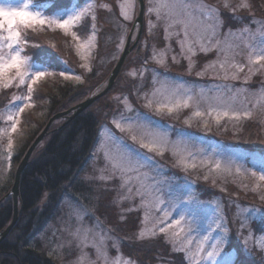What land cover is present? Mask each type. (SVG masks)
Masks as SVG:
<instances>
[{"label":"rangeland","instance_id":"rangeland-1","mask_svg":"<svg viewBox=\"0 0 264 264\" xmlns=\"http://www.w3.org/2000/svg\"><path fill=\"white\" fill-rule=\"evenodd\" d=\"M258 1L248 0L251 7L242 9L241 0H166L168 7L157 14L161 0H146L145 34L151 43L144 28L136 26L135 46L107 92L110 99L106 93L85 110L95 114L99 133L83 169L103 186L119 181V188L107 210L97 194L92 208L65 196L61 215L39 237L54 259L61 264H142L138 250L122 246L127 235L120 224L129 227L137 219V242L163 236L159 241L176 263L184 258V264H222L230 252L227 264H249L260 253L255 264H264V182L257 179L264 174V61L250 62L264 48V0ZM20 3L0 0L6 6ZM209 6L218 10L219 25L215 13L208 15ZM39 8L45 17L59 19L83 11L71 29L79 40L47 26L23 31L28 43L22 55L48 75L31 93L27 83L0 88V192L14 181L18 154L46 126L50 95L57 99L69 87H81L84 100L99 93L139 15L138 0H39ZM7 51L0 49V54ZM85 63L88 68L82 67ZM89 85L98 91L89 92ZM189 96L188 107L157 110L159 104ZM223 111L241 118L217 122ZM245 112L250 118L243 117ZM255 128L260 135L251 134ZM154 140L156 151L143 147ZM125 240L130 247L132 238ZM214 249L219 255L209 257Z\"/></svg>","mask_w":264,"mask_h":264},{"label":"trees","instance_id":"trees-1","mask_svg":"<svg viewBox=\"0 0 264 264\" xmlns=\"http://www.w3.org/2000/svg\"><path fill=\"white\" fill-rule=\"evenodd\" d=\"M261 1L258 2L263 3ZM145 26H143L144 37H148L151 43V39L145 34ZM88 84H90V80ZM80 88H66L58 95L57 99L52 98L49 94L53 101L50 107V117L85 101L80 98L82 94ZM92 88L90 85L86 87L90 90L89 92L95 91L93 94L98 91L96 89H99L97 87ZM110 93L104 97L109 96L108 99H110ZM98 124L99 122L91 110L81 113V115L71 119L70 122H67V118L60 119L54 122L50 135L33 152L21 177L18 223L11 230V233L1 241L0 264H61L50 253L46 252L45 248H42L39 237L43 227L54 223L61 215L65 196L69 195L79 199V201L82 200L85 205L92 208L91 205L93 204L91 203L94 200L92 195L97 194L99 196L98 203L101 202L100 205L105 210L108 209V201H112V193L119 188V181L116 180L103 186L97 177L95 179L92 176L88 178L87 170L83 169L86 166V161L92 156L91 151L99 133ZM44 127L42 126L39 132L34 133L35 135L29 139L27 146L18 154L16 161H21L30 144L39 136ZM250 128L251 126H249ZM251 132L252 135L253 132L260 135V128H255ZM253 138L255 137L253 136ZM12 184L7 190L1 189L0 192V231L11 224L14 215V200L11 195L8 196ZM113 220H116L115 217ZM134 222V225L129 227H124L123 223L120 224L122 228L126 229V233L123 235L127 236L122 238V246L125 250L131 252L138 250V254L135 256L138 260L142 259V264H149L150 262L153 264H184V258L179 263L171 259L170 248L163 241H159L164 238L163 236L160 239H151L155 244H152V241L137 242L138 220L135 219ZM126 238H132L130 247L128 244L126 245ZM260 255L261 253L254 260L249 261V264H255ZM176 256L180 257V255Z\"/></svg>","mask_w":264,"mask_h":264},{"label":"snow or ice","instance_id":"snow-or-ice-1","mask_svg":"<svg viewBox=\"0 0 264 264\" xmlns=\"http://www.w3.org/2000/svg\"><path fill=\"white\" fill-rule=\"evenodd\" d=\"M166 7H168L166 0H161L155 11L157 14H159L160 8ZM225 7H228V5L226 4ZM238 7L242 9H249L251 5L248 3V0H241V3ZM121 9L122 14H124L123 5H121ZM214 13L216 14L217 24L219 25L221 21L219 19L218 10L212 9L209 6L208 15L212 16ZM63 14L67 15L66 19L45 17L39 8V0H21V3L18 5L6 6L4 4H0V49H8L6 54H0V88H9L14 83H17L18 86H23L27 83L28 91L31 93L33 90V85L37 84L41 79L48 75L46 69L43 67H36L34 63L30 64V58L22 55L24 51L23 46L28 43V41L23 36L24 30H43L45 26L52 29L53 31H55L56 28H59L66 35L70 33L74 40H79L77 34L72 32L71 29L81 20L84 12L74 11L72 14ZM125 18L128 17L125 15ZM78 47L86 48L87 45L81 44ZM81 59H86V57L81 55ZM262 61H264V48H262L260 52L254 57H250V62L253 64L261 63ZM82 67L88 68V65L85 63L82 65ZM221 67H223V65H221ZM13 71L14 75H11ZM60 75L65 76V73L61 72ZM132 75H135V73H132ZM65 78L67 79L69 77ZM75 79L80 80L81 77L76 76ZM189 100H191L190 96L183 101L177 99L175 104H159L157 110L164 111L166 109L169 113H171L176 108L188 107ZM149 106H151V101H149ZM18 111L22 112L23 107H19ZM195 114L197 116L202 115V113L199 111ZM223 117L239 120L241 118V114L236 112L230 113L229 111L218 112L216 115L217 122H219V120ZM243 117L250 118V113H243ZM13 119L14 118L12 115L8 116V120ZM116 126L121 127L118 123ZM11 131H16V123H13ZM132 138L135 140L136 136H133ZM11 146V142H9V148H11ZM143 147L148 148L150 151L157 150V144L155 140L152 143H144ZM192 166L195 167V165ZM216 167L219 169L220 165L217 164ZM236 171L239 172L240 169L237 168ZM251 175L254 177L257 176L255 172H252ZM257 179L260 182H264V174L259 175ZM258 187L259 185H257V188ZM261 198L264 199V197ZM176 224L179 225L180 221H176ZM160 231L164 232L166 229L161 228ZM178 234L179 233H177V235ZM141 236H143V233H141ZM214 255H219V252L216 249L208 253L209 257ZM230 255H232L230 252L225 253L224 257H222V264H227V260Z\"/></svg>","mask_w":264,"mask_h":264},{"label":"water","instance_id":"water-1","mask_svg":"<svg viewBox=\"0 0 264 264\" xmlns=\"http://www.w3.org/2000/svg\"><path fill=\"white\" fill-rule=\"evenodd\" d=\"M139 1V15L137 19L135 20V23L133 25V28L131 30V34L128 37V40L126 42V46L121 53V58L119 62L117 63L116 67L114 70L111 72L109 76L108 82L102 87L101 91L97 93L96 95H91L85 101L80 102V104L71 107L69 110L66 111H60L57 114L52 115L46 126L42 129V131L39 133V136L30 144L28 150L26 151L24 157L21 159L19 162L17 169L14 172V182L11 186V190L8 193V196L11 195L12 199L14 200V215L11 220V224L5 228L3 231H0V244L1 241L4 240L10 233L11 230L14 228V226L18 223L19 219V204H20V184L22 180V174L27 168V165L29 164V161L32 157L33 152L39 147V144L47 137L50 135L51 128L54 124V122L67 118V122H70L71 119L81 115L82 112H84L87 108H89L95 101L99 100L103 95H105L112 87L114 84L115 80L117 79L118 74L121 72L123 68V64L126 61L127 57L129 56L128 54L132 51L134 48V44L131 46V39L133 37V29L137 26L140 29H142L144 25V14H145V0H138Z\"/></svg>","mask_w":264,"mask_h":264}]
</instances>
